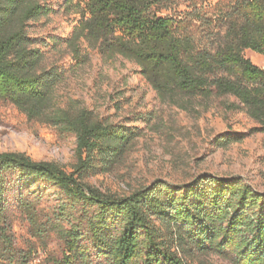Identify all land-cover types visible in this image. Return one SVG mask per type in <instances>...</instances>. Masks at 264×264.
I'll use <instances>...</instances> for the list:
<instances>
[{
	"label": "trees",
	"instance_id": "obj_1",
	"mask_svg": "<svg viewBox=\"0 0 264 264\" xmlns=\"http://www.w3.org/2000/svg\"><path fill=\"white\" fill-rule=\"evenodd\" d=\"M170 1L66 0V11L79 16L66 42L80 63L87 49L122 56L141 67L164 100L190 111L219 100L228 110H245L264 133V68L244 54H264V0H233L219 15L226 28L218 37L212 30L197 33L191 21L204 19L197 8L178 18L161 14ZM51 10L48 0H0V100L74 134L78 161L68 172L26 152L0 154V264H32L37 253L18 245V219L44 247L52 235L62 240V256H49L47 264H210L194 263L197 253L264 264V191L243 177L158 179L129 195L86 181L122 162L141 131L99 119L86 107L58 105L65 71L47 64L41 39L29 30ZM244 137L229 132L218 140L225 145ZM49 186L63 193L52 210L42 206Z\"/></svg>",
	"mask_w": 264,
	"mask_h": 264
},
{
	"label": "rangeland",
	"instance_id": "obj_2",
	"mask_svg": "<svg viewBox=\"0 0 264 264\" xmlns=\"http://www.w3.org/2000/svg\"><path fill=\"white\" fill-rule=\"evenodd\" d=\"M65 1L48 0L53 10L31 22L29 27L31 35L42 41L47 64L65 71L55 94L58 105L74 109L86 107L99 119L141 131L124 160L111 171L88 176L89 184L106 192L129 195L158 179L179 184L213 173L243 177L250 185L264 191V133L257 129L259 124L245 110H228L219 100L211 102L208 109L204 106L191 111L182 109L161 98L144 78L141 67L122 56L108 59L100 51L87 49L89 56L80 63L66 42L79 16L66 11ZM233 2L171 0L168 8L160 13L178 18L197 8L204 18L191 21L193 27H199L197 33L212 30L218 37L224 35L226 28L218 22L219 15ZM208 19L214 21L210 27ZM86 47L85 43L84 52ZM244 54L264 68V54L250 49ZM150 116L152 121L146 122ZM229 132L245 133V137L220 144L218 137ZM76 149L74 134L31 120L12 103L0 100V154L26 152L36 161L57 162L71 172L78 161ZM34 187H43V183ZM43 191L42 206L52 210L63 193L54 186ZM14 233L20 247L37 248L32 264H47L49 256L63 254L64 245L59 237L52 235V240L44 247L33 238L27 223L19 219L15 221ZM199 261L231 264L216 253H197L194 263Z\"/></svg>",
	"mask_w": 264,
	"mask_h": 264
}]
</instances>
